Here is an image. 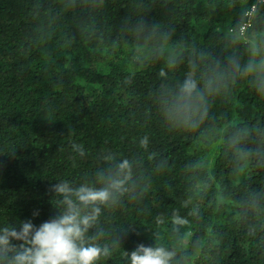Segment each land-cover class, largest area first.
I'll list each match as a JSON object with an SVG mask.
<instances>
[{"label": "trees", "instance_id": "trees-1", "mask_svg": "<svg viewBox=\"0 0 264 264\" xmlns=\"http://www.w3.org/2000/svg\"><path fill=\"white\" fill-rule=\"evenodd\" d=\"M254 3L0 0V227L39 226L60 209L52 184L101 187L126 160V191L87 234L110 250L95 264H130L141 244L173 252L169 264H264ZM190 72L203 94L194 126L165 107Z\"/></svg>", "mask_w": 264, "mask_h": 264}, {"label": "clouds", "instance_id": "clouds-1", "mask_svg": "<svg viewBox=\"0 0 264 264\" xmlns=\"http://www.w3.org/2000/svg\"><path fill=\"white\" fill-rule=\"evenodd\" d=\"M246 72L257 73L258 79H264V62L259 66L250 62ZM202 101L203 94L190 72L166 102V115L177 123L194 126ZM141 144H147L146 137ZM73 148L84 155L79 145L73 144ZM129 168L125 160L119 164L120 172L99 173L101 187H73L67 180L52 184L49 191L60 205L56 216L39 226L29 219L21 221L18 227H0V264H95L102 256L110 255L107 245L89 242L87 234L97 222L100 205L114 202L117 194L126 191L125 170ZM36 215L38 211L33 213ZM173 255L162 247L141 244L131 251L130 264H169Z\"/></svg>", "mask_w": 264, "mask_h": 264}, {"label": "built area", "instance_id": "built-area-1", "mask_svg": "<svg viewBox=\"0 0 264 264\" xmlns=\"http://www.w3.org/2000/svg\"><path fill=\"white\" fill-rule=\"evenodd\" d=\"M255 1V3L251 6L250 10L246 13V17H247V20L252 16L253 12L255 11L256 9V5L258 3H261V2H264V0H253ZM249 25V23L247 22L246 24H244L242 27H241V31L243 32L245 30V28Z\"/></svg>", "mask_w": 264, "mask_h": 264}]
</instances>
